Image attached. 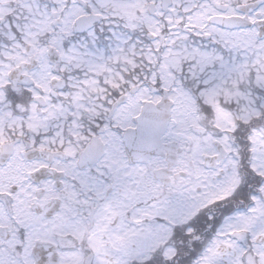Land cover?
Instances as JSON below:
<instances>
[{
  "label": "snow or ice",
  "instance_id": "obj_1",
  "mask_svg": "<svg viewBox=\"0 0 264 264\" xmlns=\"http://www.w3.org/2000/svg\"><path fill=\"white\" fill-rule=\"evenodd\" d=\"M0 264H264V0H0Z\"/></svg>",
  "mask_w": 264,
  "mask_h": 264
}]
</instances>
